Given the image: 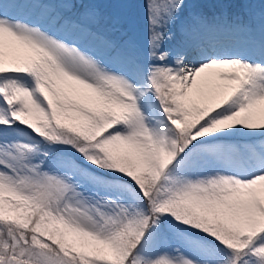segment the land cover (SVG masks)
I'll list each match as a JSON object with an SVG mask.
<instances>
[{"label":"snow or ice","instance_id":"snow-or-ice-1","mask_svg":"<svg viewBox=\"0 0 264 264\" xmlns=\"http://www.w3.org/2000/svg\"><path fill=\"white\" fill-rule=\"evenodd\" d=\"M81 6L0 0V264H264V0Z\"/></svg>","mask_w":264,"mask_h":264},{"label":"rangeland","instance_id":"rangeland-1","mask_svg":"<svg viewBox=\"0 0 264 264\" xmlns=\"http://www.w3.org/2000/svg\"><path fill=\"white\" fill-rule=\"evenodd\" d=\"M64 0H40V2L57 4ZM144 1L145 0H82L86 7L89 4L95 5L97 12V22L92 25L100 34L111 39L120 38H141L144 34ZM260 0H253L252 3L246 0H189V8L186 9V14L192 11L205 13L206 8H224L225 2L230 3L231 9H237L238 6L251 3V5L244 10L247 16L252 15L256 8L255 3ZM236 3V5H234ZM192 5H198L193 8ZM260 7V4L258 5ZM221 9L219 11H221ZM260 9V8H259ZM76 12L84 11L81 6V0H76ZM215 11V10H214ZM250 12V14L248 13ZM236 14V12H234ZM109 27V28H108ZM108 28V29H107ZM113 30V33L109 30Z\"/></svg>","mask_w":264,"mask_h":264}]
</instances>
